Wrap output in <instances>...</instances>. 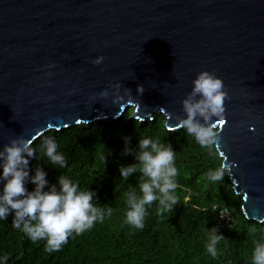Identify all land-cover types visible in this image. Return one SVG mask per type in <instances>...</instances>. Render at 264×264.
<instances>
[{
    "label": "water",
    "instance_id": "95a60500",
    "mask_svg": "<svg viewBox=\"0 0 264 264\" xmlns=\"http://www.w3.org/2000/svg\"><path fill=\"white\" fill-rule=\"evenodd\" d=\"M131 107L213 142L264 221V0H0V169Z\"/></svg>",
    "mask_w": 264,
    "mask_h": 264
},
{
    "label": "trees",
    "instance_id": "16d2710c",
    "mask_svg": "<svg viewBox=\"0 0 264 264\" xmlns=\"http://www.w3.org/2000/svg\"><path fill=\"white\" fill-rule=\"evenodd\" d=\"M131 112L46 131L1 167L0 264H264V221L213 142Z\"/></svg>",
    "mask_w": 264,
    "mask_h": 264
},
{
    "label": "built area",
    "instance_id": "2783aa9c",
    "mask_svg": "<svg viewBox=\"0 0 264 264\" xmlns=\"http://www.w3.org/2000/svg\"><path fill=\"white\" fill-rule=\"evenodd\" d=\"M212 210L216 211L218 224L223 230L228 229L232 225V217L226 206L216 203L212 205Z\"/></svg>",
    "mask_w": 264,
    "mask_h": 264
},
{
    "label": "rangeland",
    "instance_id": "374dc122",
    "mask_svg": "<svg viewBox=\"0 0 264 264\" xmlns=\"http://www.w3.org/2000/svg\"><path fill=\"white\" fill-rule=\"evenodd\" d=\"M131 108H132V110H133V107H131ZM156 112L159 113L158 111H156ZM156 112H154V113H156ZM132 114H133V113L131 112V116H132Z\"/></svg>",
    "mask_w": 264,
    "mask_h": 264
},
{
    "label": "clouds",
    "instance_id": "9594fccd",
    "mask_svg": "<svg viewBox=\"0 0 264 264\" xmlns=\"http://www.w3.org/2000/svg\"><path fill=\"white\" fill-rule=\"evenodd\" d=\"M147 118V117H146ZM116 120V119H115ZM144 119H140L139 121H143ZM188 127V126H187ZM197 135V134H196Z\"/></svg>",
    "mask_w": 264,
    "mask_h": 264
}]
</instances>
